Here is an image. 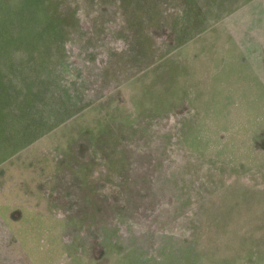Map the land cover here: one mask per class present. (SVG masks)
I'll list each match as a JSON object with an SVG mask.
<instances>
[{
	"label": "rangeland",
	"instance_id": "obj_1",
	"mask_svg": "<svg viewBox=\"0 0 264 264\" xmlns=\"http://www.w3.org/2000/svg\"><path fill=\"white\" fill-rule=\"evenodd\" d=\"M0 264H264V0H0Z\"/></svg>",
	"mask_w": 264,
	"mask_h": 264
}]
</instances>
